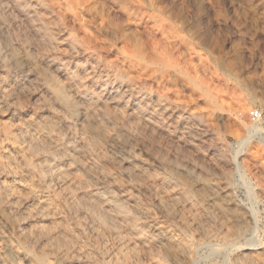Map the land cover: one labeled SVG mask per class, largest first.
<instances>
[{
	"label": "rangeland",
	"instance_id": "rangeland-1",
	"mask_svg": "<svg viewBox=\"0 0 264 264\" xmlns=\"http://www.w3.org/2000/svg\"><path fill=\"white\" fill-rule=\"evenodd\" d=\"M72 1L0 0V264H264V0Z\"/></svg>",
	"mask_w": 264,
	"mask_h": 264
},
{
	"label": "bare ground",
	"instance_id": "bare-ground-1",
	"mask_svg": "<svg viewBox=\"0 0 264 264\" xmlns=\"http://www.w3.org/2000/svg\"><path fill=\"white\" fill-rule=\"evenodd\" d=\"M32 1V0H31ZM74 1V0H73ZM72 1V2H73ZM94 0H78V1H76L77 2V5L79 6V7H83V9L86 7V8H88V9H93V10H95L96 9V6H95V3L93 2ZM135 1V0H134ZM53 2V1H52ZM75 2V1H74ZM127 2V1H126ZM144 2V1H143ZM150 2V1H149ZM32 3H34V2H32ZM114 3V2H113ZM135 3V2H134ZM31 4V3H30ZM62 4V3H61ZM74 4V3H73ZM138 4V3H137ZM21 5H22V3H21ZM34 5V4H33ZM35 5L36 6H39V7H41V6H44V2H43V0H36V2H35ZM68 6V5H67ZM140 7H141V5H140ZM151 7V6H150ZM64 8V7H63ZM76 8V7H75ZM39 9V8H38ZM136 9V8H135ZM139 9V8H138ZM150 9V8H149ZM3 10H4V8H3ZM25 10H26V8H25ZM132 10H133V8H132ZM148 10V9H147ZM152 9H150V11H151ZM31 11V10H30ZM131 11V10H130ZM142 12H141V16H139L140 17V21H143L144 19V21H146V22H148V21H150L152 24H156V25H158V24H162V22H161V20H162V18H160L159 16H157V15H154L153 14V12L151 11V13L150 14H148V12L147 11H144V10H141ZM37 12H39V11H37ZM79 12V11H78ZM77 12V13H78ZM81 12V11H80ZM23 13V12H22ZM30 13V12H29ZM84 13V12H83ZM88 13V12H87ZM161 13V12H160ZM136 14V13H135ZM83 15V14H82ZM101 15V14H100ZM103 15V14H102ZM1 16H2V14H1ZM39 16V15H38ZM76 16V15H75ZM78 16H81V14L80 15H78ZM82 17V16H81ZM80 17V18H81ZM105 17V16H104ZM83 18V17H82ZM81 18V19H82ZM133 18V17H132ZM77 19V18H76ZM81 19H80V21H81ZM101 19V18H100ZM134 19V18H133ZM135 20V19H134ZM133 20V21H134ZM84 21V20H83ZM105 21V20H104ZM138 21V20H137ZM1 22V21H0ZM10 22V21H9ZM79 22V21H78ZM80 23V22H79ZM102 23H104V25L106 26V24H105V22H102ZM107 23V22H106ZM143 23V22H142ZM141 24V23H140ZM52 25V24H51ZM79 25V24H78ZM151 25V24H150ZM169 25V24H168ZM2 26H4V24L3 25H1L0 24V32H1V28H2ZM6 26V25H5ZM81 26H83V25H81ZM81 26H80V28H81ZM143 26H144V24H143ZM163 26V25H162ZM167 26V25H166ZM7 27V26H6ZM161 27V26H160ZM83 28H85V27H83ZM107 28V27H106ZM109 28V27H108ZM107 28V29H108ZM120 28V27H119ZM119 28H114V29H112L113 30V32L116 34V35H121V30L119 29ZM148 28V27H147ZM150 28V27H149ZM103 29H105V28H103ZM5 31V29L3 28L2 29V31ZM55 30V29H54ZM85 31V30H84ZM6 32V31H5ZM109 32H111L110 30H109ZM146 32V31H145ZM76 33V32H75ZM112 33V32H111ZM4 35H5V33H3ZM2 34V35H3ZM110 34V33H109ZM113 34V33H112ZM87 36L88 35H91L90 33H87L86 34ZM139 35V34H138ZM6 36V35H5ZM83 36H84V34H83ZM86 36V37H87ZM95 37H96V35H94ZM111 36V35H110ZM112 36H114V35H112ZM2 37V36H1ZM0 37V38H1ZM78 37V36H77ZM94 37V38H95ZM6 38V37H5ZM115 38V37H114ZM175 38V37H174ZM2 39V38H1ZM8 39V38H7ZM84 39V38H83ZM91 39H92V37H91ZM96 39V38H95ZM6 40V39H5ZM97 40V39H96ZM1 41V40H0ZM85 41V40H84ZM95 41V40H94ZM150 41V40H149ZM86 42V41H85ZM84 42V43H85ZM92 42V41H91ZM98 42H99V40H98ZM128 42H129V39H128ZM145 42V41H144ZM151 42V41H150ZM162 42V41H161ZM1 43V42H0ZM125 43V42H124ZM132 43V49H133V54H134V57L133 58H135V60H136V58L137 59H139V61H146L147 59L146 58H148L147 57V55L146 54H143V51H144V45L142 44V43H140V41H137V42H131ZM7 44H9V42L7 43ZM86 44V43H85ZM126 44V43H125ZM144 44H146V43H144ZM100 45V44H99ZM128 45H129V43H128ZM147 45V44H146ZM4 46H5V44H4ZM3 46V47H4ZM7 46H9V45H7ZM88 46V45H87ZM164 46V45H163ZM86 47V46H85ZM98 47V46H97ZM170 47V46H169ZM168 47V48H169ZM128 48V47H127ZM126 48V49H127ZM162 48V47H161ZM7 49H9V47L7 48ZM75 49V48H74ZM87 49V51L88 50H90V48H86ZM92 49H93V47H92ZM98 49V48H97ZM96 49V50H97ZM148 49V48H147ZM170 49V48H169ZM6 50V49H5ZM159 50H161V49H159ZM101 51V50H100ZM80 52V51H79ZM125 52V51H124ZM147 52H148V50H147ZM151 52L153 53V50H151ZM126 53V52H125ZM10 54V53H9ZM88 54H90V53H88ZM128 54V53H127ZM8 55V54H7ZM125 56H126V54H124ZM152 55V54H151ZM157 55V54H156ZM10 56V55H9ZM74 56H76V55H74ZM98 56V55H97ZM158 56V55H157ZM93 57H95V56H93ZM150 57H152V56H150ZM161 57V56H160ZM9 58V57H8ZM88 58H90V57H88ZM125 58V57H124ZM131 58V57H130ZM155 58V57H154ZM10 60H11V58H9ZM8 60V59H7ZM9 60V61H10ZM18 60V59H17ZM150 60V59H149ZM148 60V61H149ZM161 60V59H160ZM160 60H159V63H160ZM13 61V60H12ZM51 61V60H50ZM70 61V60H69ZM87 61V60H86ZM153 62H156V61H158L157 60V58H155V59H153L152 60ZM11 62V61H10ZM9 62V63H10ZM76 62H78V61H76ZM89 62V61H88ZM94 62V61H93ZM103 62H104V60H103ZM138 62V61H137ZM12 63V62H11ZM24 63H26V62H24ZM90 63V62H89ZM111 63V62H110ZM109 62H108V64H110ZM145 63H147V62H145ZM150 63V62H149ZM148 63V64H149ZM28 64V63H27ZM55 64V63H54ZM53 64V65H54ZM63 64H64V62H63ZM70 64V63H69ZM87 64V63H86ZM107 64V63H106ZM115 64V63H114ZM137 63H135L134 65H136ZM143 64V63H142ZM161 64H162V62H161ZM14 65V64H13ZM66 65H68V64H66ZM95 65V64H94ZM100 65V64H99ZM127 65V64H126ZM150 65V64H149ZM164 65V64H163ZM7 66V65H6ZM26 66V65H25ZM31 66V63L29 64V67ZM63 66V65H62ZM79 66V65H78ZM88 66H90V65H88ZM103 66V65H102ZM108 66V65H107ZM112 66V65H111ZM153 66V65H152ZM165 66V65H164ZM176 66V65H175ZM11 67H12V65H11ZM11 67H9V68H11ZM26 67H28V66H26ZM55 67V66H54ZM132 67V66H131ZM135 67V66H134ZM143 67V66H142ZM156 67V66H155ZM13 68V67H12ZM71 68V67H70ZM69 68V69H70ZM102 68V70H103V67H101ZM112 68V67H111ZM113 68H114V66H113ZM125 68V67H124ZM123 68V69H124ZM144 68V67H143ZM149 68V67H148ZM169 68V67H168ZM175 68V67H174ZM16 69V68H15ZM66 69V68H65ZM74 69V68H73ZM72 69V70H73ZM98 69V68H97ZM104 69H106L105 67H104ZM118 69V68H117ZM127 69V68H126ZM132 69V68H131ZM151 69V68H150ZM153 69V68H152ZM155 69V68H154ZM138 70V69H137ZM70 71V70H69ZM78 71V70H77ZM86 71H88V70H86ZM107 71V70H106ZM111 71H112V69H111ZM115 71H116V69H115ZM136 71V70H135ZM143 71V70H142ZM158 71V70H157ZM16 72V71H15ZM27 72V71H26ZM31 72H32V70H31ZM37 71H35V74H37L36 73ZM65 72V71H64ZM67 72V71H66ZM92 72V71H91ZM118 72H119V70H118ZM123 72V71H122ZM129 72V71H128ZM150 72H152V71H150ZM166 72V71H165ZM40 73V72H39ZM100 73V72H99ZM112 73H113V71H112ZM156 73V72H155ZM168 73V72H167ZM16 74H17V72H16ZM34 74V75H35ZM63 74V73H62ZM96 74V73H95ZM104 74V73H103ZM108 74V73H107ZM110 74V73H109ZM132 72H131V76H132ZM140 74V72L138 71V75ZM144 74V73H143ZM148 74H150V73H148ZM152 74V73H151ZM157 74V73H156ZM155 74V75H156ZM17 75H19V73L17 74ZM40 75V74H39ZM44 75V74H43ZM66 75V74H65ZM69 75V74H68ZM113 75H115V74H113ZM118 75H119V73H118ZM125 75V74H124ZM166 75V74H165ZM42 76V75H41ZM91 76V75H90ZM127 76H128V74H127ZM168 76V75H167ZM167 76H163V77H167ZM47 77V76H46ZM86 77V76H85ZM105 77L107 78V81H108V76L107 75H105ZM140 77V76H139ZM155 77V76H154ZM43 78V77H42ZM80 78V77H79ZM114 78L115 79H118L116 76H114ZM113 78V79H114ZM127 78V77H126ZM141 78H142V76H141ZM146 78V77H145ZM46 79V78H45ZM68 79V78H67ZM101 79V78H100ZM114 79V80H115ZM158 79V78H157ZM40 80V79H39ZM93 80V79H92ZM102 80V79H101ZM132 80H133V78H132ZM141 80V79H140ZM43 81H44V79H43ZM117 81V80H116ZM123 81V80H122ZM122 81H120L119 80V83L118 84H115V82H113L114 84H112V86L114 87V88H118L119 90L120 89H125L124 91V93H126V92H128L129 91V94L130 93H132L131 92V90H130V88H129V86H127L126 84H124ZM96 82V81H95ZM131 82V81H130ZM140 82H142V81H140ZM147 84V83H146ZM72 85V84H71ZM70 85V86H71ZM84 85V84H83ZM104 85H106V83L104 84ZM111 85V84H110ZM129 85V84H128ZM111 86V87H112ZM145 86V85H144ZM151 86V85H150ZM71 87H73V86H71ZM133 87V86H132ZM135 87H136V85H135ZM78 88H81V87H78ZM147 88V87H146ZM150 88V87H149ZM57 89V88H56ZM56 89H54V91L56 90ZM91 89V88H90ZM90 89H88V91H90ZM73 90H75V88H73ZM93 90V89H92ZM113 90V89H112ZM141 90V89H140ZM143 90V89H142ZM147 90H150V89H147ZM58 91V90H57ZM77 91V90H76ZM94 91V90H93ZM155 91H157V90H155ZM52 92V91H51ZM97 92V91H96ZM115 92V91H114ZM121 92V91H120ZM143 92V91H142ZM141 92V93H142ZM150 92V91H149ZM152 92H153V90H152ZM9 93V92H8ZM101 93V92H100ZM112 93V92H111ZM134 93V92H133ZM57 94V93H56ZM59 94V93H58ZM108 94V93H107ZM113 94V93H112ZM136 94H137V92H136ZM79 95L83 98H86L87 96H89L90 98H91V96L93 95V94H90L89 92H87V89L86 90H82V91H80V93H79ZM114 95V94H113ZM144 94H142V96H143ZM146 95H148V93L146 94ZM6 96V95H5ZM55 96V95H54ZM77 96V95H76ZM94 96V95H93ZM107 96V95H106ZM158 96V95H157ZM1 97V96H0ZM59 98H60V96H58ZM124 97V96H123ZM152 97V96H151ZM58 98V99H59ZM62 98V97H61ZM100 98L101 97H98L97 96V99H99L100 100ZM112 98V97H111ZM95 99V98H94ZM102 99V98H101ZM107 99H108V97H107ZM124 99V98H123ZM146 99H147V97H146ZM61 100V99H60ZM130 100V99H129ZM138 100V99H137ZM145 100V99H144ZM144 100H143V102H144ZM149 100V99H148ZM65 101V100H64ZM94 101V100H93ZM105 101H107V100H105ZM104 101V103H106ZM110 101V100H109ZM114 101V100H113ZM112 102V101H111ZM121 102V101H120ZM126 102V101H125ZM8 103V102H7ZM10 103V102H9ZM61 103H62V101H61ZM65 103V102H64ZM103 103V102H102ZM133 103V102H132ZM58 104V103H57ZM91 104V103H90ZM120 104V103H119ZM124 104V103H123ZM141 104V103H140ZM7 105V104H6ZM6 105H4V106H6ZM10 105V104H9ZM61 105V104H60ZM59 105V106H60ZM63 105V104H62ZM88 105V104H87ZM93 105V104H92ZM14 106V105H13ZM82 106V105H81ZM85 106V105H84ZM84 106H83V108H84ZM88 106H91V105H88ZM111 106V105H110ZM115 106H117V105H115ZM126 106V105H125ZM99 107H101V104H100V106ZM103 107V106H102ZM113 107V106H112ZM119 107V106H118ZM136 107V106H135ZM151 107V106H150ZM4 108V107H3ZM61 108V107H60ZM71 107H68V109H70ZM94 108H96V107H94ZM94 108H93V111H94ZM109 108L110 107H107V106H105V110H106V113H108L107 112V110H109ZM114 108V107H113ZM113 108H111L112 110H115V109H113ZM121 107H119V109H120ZM128 108V107H127ZM156 108H157V105H156ZM11 109V108H10ZM64 109V108H63ZM82 109V108H81ZM88 109H90V108H88ZM110 109V111H112ZM118 109V108H117ZM119 109H118V112H117V115H118V113H119ZM133 109V108H132ZM162 109V108H161ZM163 109H165V108H163ZM65 110V109H64ZM67 110V109H66ZM65 110V111H66ZM76 110V109H75ZM75 110L74 111H72V113L69 111V113H71V114H73V115H77L78 117H81V118H83V112L81 113V112H75ZM83 110V109H82ZM87 110V109H86ZM5 111V110H4ZM11 111V110H10ZM13 111V113H14V109L12 110ZM84 111V110H83ZM90 111H91V109H90ZM133 111H135V110H133ZM159 111V110H158ZM8 112V111H7ZM115 112V113H116ZM132 112V111H131ZM160 112V111H159ZM63 113V112H62ZM68 113V114H69ZM111 113H113V112H111ZM120 113H121V111H120ZM126 113V112H125ZM161 113V112H160ZM87 114H88V112H87ZM127 114V113H126ZM128 114H129V112H128ZM127 114V115H128ZM145 114V113H144ZM163 114V113H162ZM174 114V113H173ZM13 115V114H12ZM21 115V114H20ZM64 115H66V113H64ZM93 115L95 116V115H97V114H94V112H93ZM149 115V114H148ZM148 115H147V117H148ZM69 116V115H68ZM112 116V115H111ZM135 116V115H134ZM133 116V117H134ZM65 117V116H64ZM67 117V116H66ZM85 117L86 118H88V116H86L85 115ZM92 117V116H91ZM119 117H120V115H119ZM136 117V116H135ZM146 117V116H145ZM67 118H70V117H67ZM96 117H93V118H91V119H95ZM30 119V118H29ZM28 119V120H29ZM84 119V118H83ZM96 119H98V116H97V118ZM128 119V118H127ZM142 119H143V117H142ZM152 119V118H151ZM34 120V119H33ZM64 120V119H63ZM66 120V119H65ZM99 120V119H98ZM137 120H138V118H137ZM154 120V119H153ZM84 121V120H83ZM156 121V120H155ZM184 121V120H183ZM42 122H43V120H42ZM80 122H81V120H80ZM98 122V121H97ZM146 122V121H145ZM25 123V122H24ZM62 123V122H61ZM69 123V122H68ZM84 123V122H83ZM104 123H105V121H104ZM147 123V122H146ZM186 123V122H185ZM29 124H31L33 127H35V129L37 128V129H40V127H39V124H37L36 122H34V121H30V123ZM184 124V123H183ZM27 124H25V126H26ZM63 125H66L67 126V124H64V121H63ZM69 125V124H68ZM95 125H96V123H95ZM187 125V124H186ZM192 125V124H191ZM49 127V126H48ZM191 127V126H190ZM183 128V127H182ZM33 130V129H32ZM256 130V127H254V126H252V127H249L248 129H247V136L246 137H244L241 141H240V145L243 147L244 145H246V144H248L249 143V141H250V139L253 137V135H254V131ZM10 131H11V129H10ZM16 132V131H15ZM41 132H43V131H41ZM55 132V134H56V130L54 131ZM4 133H5V131H4ZM21 135V134H20ZM19 134H18V136H20ZM43 135V134H42ZM49 135V134H48ZM109 135H111V134H109L108 133V136ZM41 136V135H40ZM51 136V135H50ZM101 136V135H100ZM106 136V135H105ZM115 136V135H114ZM6 137V136H5ZM15 137H16V135H15ZM22 137V136H21ZM20 137V138H21ZM103 137H104V135H103ZM111 137H112V135H111ZM116 137V136H115ZM114 138V137H113ZM10 139V138H9ZM47 139V138H46ZM105 139H106V137H105ZM108 139V138H107ZM29 140V139H28ZM48 140V139H47ZM46 140V141H47ZM108 140H110V139H108ZM30 141V140H29ZM42 141V140H41ZM111 141H112V139H111ZM24 142V141H23ZM44 142V141H43ZM33 143H34V141H33ZM55 143V142H54ZM113 143H115V145H116V142H113ZM50 144H53V142L52 143H49V145ZM54 145V144H53ZM52 145V147H54ZM117 145H122V144H118L117 143ZM117 145L115 146V147H117ZM241 146H239L238 145V148L239 149H241L242 147ZM56 147H58V146H56ZM56 147H54V148H56ZM60 147V146H59ZM58 147V148H59ZM122 147H123V145H122ZM25 148H26V146H25ZM48 148V147H47ZM57 148V149H58ZM65 148V147H64ZM61 149V148H60ZM63 149V148H62ZM119 149V148H118ZM49 150V149H48ZM54 149H52V151H53ZM49 151H51V150H49ZM48 151V152H49ZM60 151V150H59ZM59 151H57L56 149L54 150V152H53V155L52 154H49V155H52V156H54V159H55V156H57V155H60V153L62 152V150H61V152H59ZM66 151V150H65ZM240 151V150H239ZM239 151L236 153V155L237 154H239ZM50 153V152H49ZM29 154V153H28ZM48 154V153H47ZM62 154H64L63 152L61 153V155ZM60 155V156H61ZM42 156V155H41ZM32 157V156H31ZM46 157V156H45ZM70 157V156H69ZM68 157V158H69ZM47 158V157H46ZM68 158H67V160H68ZM73 158V157H72ZM38 159V158H37ZM57 159V158H56ZM70 159V158H69ZM71 160V159H70ZM77 160V159H76ZM61 161V160H60ZM34 162H35V160H34ZM42 162V161H41ZM40 162V163H41ZM58 162V161H57ZM63 162V161H62ZM68 162H69V160H68ZM70 162H72V161H70ZM59 163V162H58ZM73 163V162H72ZM68 164V163H67ZM82 164V163H81ZM29 165V164H28ZM77 165V164H76ZM238 165V164H237ZM37 166V165H36ZM44 166V165H43ZM30 167V166H29ZM32 167H33V165H32ZM167 167V166H166ZM48 168H49V170L51 171L52 169H51V166L49 165L48 166ZM58 168V167H57ZM60 168V167H59ZM58 168V169H59ZM64 168V167H63ZM76 168V167H75ZM96 168V167H95ZM37 169V168H36ZM35 169V170H36ZM39 169V168H38ZM42 169H44V168H42ZM55 169V168H54ZM79 169V168H78ZM100 169V168H99ZM30 170V169H29ZM34 170V169H33ZM31 171V170H30ZM37 171V170H36ZM32 172V171H31ZM43 172H44V170H43ZM62 172V171H61ZM64 173H65V171H64ZM31 174H33V173H31ZM40 174V173H39ZM54 175V174H53ZM91 176V175H90ZM47 178V177H46ZM49 178V177H48ZM54 178V177H53ZM57 178V177H56ZM60 178H61V176H60ZM59 178V179H60ZM64 178V177H63ZM87 178H90V177H88L87 176ZM51 180V179H50ZM52 181H54V179L52 180ZM47 182V181H46ZM80 182H82V181H80ZM55 183H57V182H55ZM60 183V182H59ZM44 186V185H43ZM103 186H104V184H103ZM101 189V188H100ZM67 190H69V189H67ZM66 190V191H67ZM98 190V189H97ZM94 191V190H93ZM99 191V190H98ZM101 191V192H100ZM99 192L100 193H98L99 195H100V197L102 198V199H105V200H108V201H110V202H112L118 209H124L125 207H124V205H123V203L121 202V201H119L118 199L116 200L115 198H114V196L111 194V192H109L108 190H106V189H101ZM65 193V192H64ZM65 195H68L67 193L65 194ZM70 195V194H69ZM66 197V196H65ZM69 197V196H68ZM67 197V198H68ZM90 197V196H89ZM94 197V196H93ZM98 197V196H97ZM71 198V197H70ZM100 198V199H101ZM118 198V197H117ZM94 199H95V197H94ZM97 199V198H96ZM95 199V200H96ZM105 200H103V201H105ZM98 201V200H97ZM102 201V202H103ZM99 202V201H98ZM73 204V203H72ZM44 205V204H43ZM78 205H80V204H77V206ZM103 205H104V203H103ZM111 205V204H110ZM72 206V205H71ZM74 206V205H73ZM111 207V206H110ZM42 208V207H41ZM130 208V207H129ZM38 209V208H37ZM36 209V210H37ZM43 209V208H42ZM71 209V208H70ZM114 209V208H113ZM73 210H75L76 211V209H74L73 208ZM132 210V209H131ZM136 210V209H135ZM134 210V211H135ZM138 210V209H137ZM120 211V210H119ZM124 211V210H123ZM134 211H133V213H134ZM139 211V210H138ZM76 212H78V211H76ZM137 212V211H136ZM139 214V213H138ZM140 214H142V213H140ZM96 216H98V214H96ZM105 216V215H104ZM103 216V217H104ZM139 216V215H138ZM41 217V216H40ZM84 217V216H83ZM93 217V216H92ZM140 217H142V216H140ZM85 218H86V216H85ZM91 218V217H90ZM105 219H106V217H105ZM92 220V219H91ZM142 220V219H141ZM103 221H105V220H103ZM106 221H108V220H106ZM145 221H148L147 219L145 220L144 219V221H140V223H141V225H144L146 222ZM93 222V221H92ZM92 222L90 221V223L92 224ZM148 222H150V221H148ZM98 223V222H97ZM107 223V222H106ZM136 224V223H135ZM148 224V223H147ZM97 226V225H96ZM149 226H151V225H149ZM108 227V226H107ZM138 227V226H137ZM148 228V227H147ZM135 230H137V229H135ZM147 229H145V231H146ZM161 229H157V228H153L152 230H151V235H153L154 237H156V238H159V239H161L162 237H163V235H164V233L163 232H161L160 231ZM139 231V230H138ZM140 232V231H139ZM168 233V232H167ZM140 234H141V236H142V233L140 232ZM145 234V233H144ZM147 234V233H146ZM145 234V235H146ZM52 235V234H51ZM147 236H148V234H147ZM146 236V237H147ZM165 237V236H164ZM170 237V236H169ZM49 238H50V236H49ZM52 238V237H51ZM58 238V237H57ZM55 239V238H54ZM158 239V240H159ZM168 239V238H167ZM51 240V239H50ZM158 240H157V242H158ZM165 240V239H164ZM59 241H61L60 240V238H59ZM63 241V240H62ZM155 241V240H154ZM163 241V240H162ZM161 241V242H162ZM156 242V241H155ZM165 242H169L168 240L167 241H165ZM62 243V242H61ZM55 244H57L56 242H55ZM161 244H163V243H161ZM61 245V244H60ZM64 246V245H63ZM62 247V246H61ZM19 249V248H18ZM13 250V249H12ZM16 252V251H15ZM14 252V253H15ZM120 252V251H119ZM65 253H67V251L65 252ZM127 254V252H124V253H122V255H124V254ZM2 254V253H1ZM4 254V253H3ZM2 254V255H3ZM11 254H12V252H11ZM120 254H121V252H120ZM125 254V255H126ZM170 254V253H169ZM2 255H0L1 257H2ZM5 255V254H4ZM15 255V254H14ZM128 255V254H127ZM165 256H166V254H164ZM176 254H174V256H175ZM129 256V255H128ZM125 256H123L122 258H124ZM170 257H171V255H170ZM5 259V258H4ZM16 259V258H15ZM18 259V258H17ZM16 259V260H17ZM32 259V258H31ZM125 259V258H124ZM127 259H128V257H127ZM7 260V259H6ZM28 262V261H27ZM33 262V261H32ZM7 263H8V261H7ZM6 263V264H7ZM16 263V262H15ZM19 263V262H18ZM26 264H28V263H26Z\"/></svg>",
	"mask_w": 264,
	"mask_h": 264
},
{
	"label": "built area",
	"instance_id": "built-area-1",
	"mask_svg": "<svg viewBox=\"0 0 264 264\" xmlns=\"http://www.w3.org/2000/svg\"><path fill=\"white\" fill-rule=\"evenodd\" d=\"M249 120L252 124H260L264 122V112L257 108H253L248 112Z\"/></svg>",
	"mask_w": 264,
	"mask_h": 264
}]
</instances>
